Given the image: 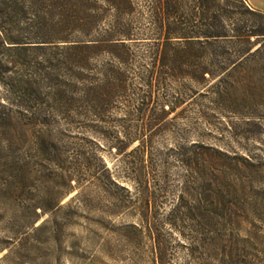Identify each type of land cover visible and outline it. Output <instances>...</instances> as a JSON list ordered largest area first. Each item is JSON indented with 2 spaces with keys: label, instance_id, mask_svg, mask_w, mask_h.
Masks as SVG:
<instances>
[{
  "label": "rangeland",
  "instance_id": "rangeland-1",
  "mask_svg": "<svg viewBox=\"0 0 264 264\" xmlns=\"http://www.w3.org/2000/svg\"><path fill=\"white\" fill-rule=\"evenodd\" d=\"M255 61L209 86L189 83L191 99L153 103L170 114L155 126L133 120L144 137L124 154L83 130L54 131L45 150L0 123V264H264V66ZM5 95L0 84V116ZM81 150L90 164L76 159ZM192 152L203 156L187 167L182 153ZM175 216L185 220L177 229Z\"/></svg>",
  "mask_w": 264,
  "mask_h": 264
},
{
  "label": "trees",
  "instance_id": "trees-1",
  "mask_svg": "<svg viewBox=\"0 0 264 264\" xmlns=\"http://www.w3.org/2000/svg\"><path fill=\"white\" fill-rule=\"evenodd\" d=\"M263 55L264 11L246 0H0V84L8 105L0 123L14 136L35 135L45 150L54 131L83 130L124 154L144 137L132 131L133 120L155 126L170 114L153 103L191 99L198 91L189 83L209 86L255 58L264 66ZM220 155L225 166L236 160ZM202 156L182 153L181 160L192 167ZM250 160L258 173L261 164ZM181 220L175 216L176 229Z\"/></svg>",
  "mask_w": 264,
  "mask_h": 264
},
{
  "label": "crops",
  "instance_id": "crops-1",
  "mask_svg": "<svg viewBox=\"0 0 264 264\" xmlns=\"http://www.w3.org/2000/svg\"><path fill=\"white\" fill-rule=\"evenodd\" d=\"M252 6H254L256 9H264V4L259 6V0H249Z\"/></svg>",
  "mask_w": 264,
  "mask_h": 264
}]
</instances>
